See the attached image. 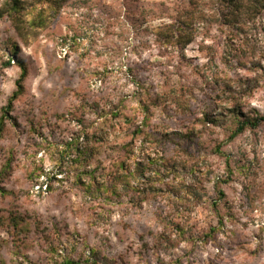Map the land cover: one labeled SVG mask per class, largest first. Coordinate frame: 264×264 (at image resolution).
Returning a JSON list of instances; mask_svg holds the SVG:
<instances>
[{
  "label": "rangeland",
  "instance_id": "rangeland-1",
  "mask_svg": "<svg viewBox=\"0 0 264 264\" xmlns=\"http://www.w3.org/2000/svg\"><path fill=\"white\" fill-rule=\"evenodd\" d=\"M19 2L0 264H264V0Z\"/></svg>",
  "mask_w": 264,
  "mask_h": 264
},
{
  "label": "trees",
  "instance_id": "trees-1",
  "mask_svg": "<svg viewBox=\"0 0 264 264\" xmlns=\"http://www.w3.org/2000/svg\"><path fill=\"white\" fill-rule=\"evenodd\" d=\"M222 1L225 2L227 5H231V6H234L237 3V0H222ZM10 7L14 11H18V10L22 9L23 6L19 2V0H11ZM3 12H4V9H0V15ZM17 61H18V66L20 68V74H19L18 79L16 80V89H15L13 95L11 96V97H13V99L23 91V82L27 76V69H26L24 63L21 62L20 60H17ZM11 100H12V98L10 99L9 104H11ZM260 122H264V115L255 116L251 119L239 121L237 124V127L235 128V130L233 132V135H236V134L242 132L246 127H256L260 124ZM4 125H5L4 119L1 117L0 118V137H1V133H2V130L4 128ZM6 167H8V164ZM17 217H19V215ZM13 221L16 223L17 222L16 218H13ZM74 263L75 262L72 260H63L60 264H74Z\"/></svg>",
  "mask_w": 264,
  "mask_h": 264
}]
</instances>
